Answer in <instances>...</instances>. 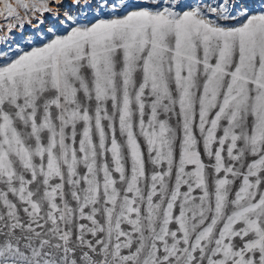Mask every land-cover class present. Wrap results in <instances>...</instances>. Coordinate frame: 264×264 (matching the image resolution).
Returning <instances> with one entry per match:
<instances>
[{
    "label": "snow or ice",
    "instance_id": "snow-or-ice-1",
    "mask_svg": "<svg viewBox=\"0 0 264 264\" xmlns=\"http://www.w3.org/2000/svg\"><path fill=\"white\" fill-rule=\"evenodd\" d=\"M70 7L0 0V264H264V0Z\"/></svg>",
    "mask_w": 264,
    "mask_h": 264
},
{
    "label": "rangeland",
    "instance_id": "rangeland-1",
    "mask_svg": "<svg viewBox=\"0 0 264 264\" xmlns=\"http://www.w3.org/2000/svg\"><path fill=\"white\" fill-rule=\"evenodd\" d=\"M89 2H92V0H89ZM71 3H72V0H66V5L70 6ZM68 9H69V10L71 9L73 12L76 11L75 9H72L71 7H68ZM85 14H88V18L91 19V18H92V14H98V13H97V10H96L95 6L93 5V7H92L91 9L86 10V12H82V13H81L82 16L85 15ZM48 26H49V23L46 22L45 25H44L43 27H44L45 30H46ZM33 27H35V26H33ZM27 35H28V34H26L25 37H24V39L21 40L22 43L26 42V40H27ZM16 39H21V36H20V32H19V30H17V33H16Z\"/></svg>",
    "mask_w": 264,
    "mask_h": 264
},
{
    "label": "bare ground",
    "instance_id": "bare-ground-1",
    "mask_svg": "<svg viewBox=\"0 0 264 264\" xmlns=\"http://www.w3.org/2000/svg\"><path fill=\"white\" fill-rule=\"evenodd\" d=\"M68 7H70V6L66 5V8H68ZM70 11H72V10L70 9ZM72 12H73V11H72Z\"/></svg>",
    "mask_w": 264,
    "mask_h": 264
}]
</instances>
